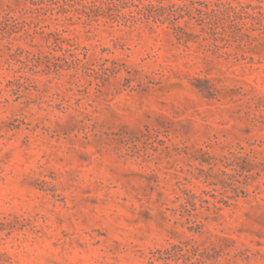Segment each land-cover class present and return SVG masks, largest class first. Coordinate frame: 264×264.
<instances>
[{"label": "rangeland", "instance_id": "374dc122", "mask_svg": "<svg viewBox=\"0 0 264 264\" xmlns=\"http://www.w3.org/2000/svg\"><path fill=\"white\" fill-rule=\"evenodd\" d=\"M0 264H264V0H0Z\"/></svg>", "mask_w": 264, "mask_h": 264}]
</instances>
